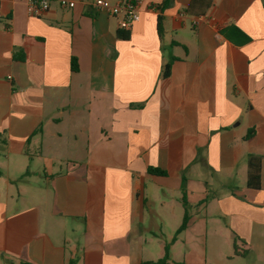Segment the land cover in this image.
Here are the masks:
<instances>
[{"label":"crops","instance_id":"1","mask_svg":"<svg viewBox=\"0 0 264 264\" xmlns=\"http://www.w3.org/2000/svg\"><path fill=\"white\" fill-rule=\"evenodd\" d=\"M73 1L0 0V264H264V0Z\"/></svg>","mask_w":264,"mask_h":264},{"label":"built area","instance_id":"2","mask_svg":"<svg viewBox=\"0 0 264 264\" xmlns=\"http://www.w3.org/2000/svg\"><path fill=\"white\" fill-rule=\"evenodd\" d=\"M56 1L61 9H73L76 2L73 0H24L28 16L39 18L47 13L51 3ZM91 6L110 16L119 18V28L128 31L132 25L139 21V3L136 0H120L111 3L108 0H93Z\"/></svg>","mask_w":264,"mask_h":264},{"label":"trees","instance_id":"3","mask_svg":"<svg viewBox=\"0 0 264 264\" xmlns=\"http://www.w3.org/2000/svg\"><path fill=\"white\" fill-rule=\"evenodd\" d=\"M172 0H164L162 2V4L160 5V10L163 11L165 8H167L169 6V4L171 3ZM263 7H264V3H263ZM234 28V27H233ZM236 31H238L236 28H234ZM157 30L158 33H161V26H160V17L158 16L157 19ZM228 31V29L225 31V33ZM117 36L121 39H127L128 38V33L127 32H121L118 33ZM71 70L72 71H76L77 67H76V63L75 60L73 59L71 61ZM170 73V64H166L163 68V72H162V77L166 78L168 77ZM251 136V133H248L245 136L246 138H249ZM149 173L151 174H155V175H160V176H164V173L156 170V169H149L148 170ZM246 186L248 188L257 190L260 187V160L256 159V158H250L249 162H248V169H247V181H246ZM187 223V216L186 214L183 217L182 223L180 224L179 228L176 231V234L180 233L186 226ZM174 240V238H173ZM233 255L235 256H240L243 257L245 254L244 253H239L237 251V247H234V252ZM170 260V256H169V244H166L164 246V254L163 257H161L160 259L156 260V261H145V262H141L139 264H167ZM67 264H77L76 259H70Z\"/></svg>","mask_w":264,"mask_h":264},{"label":"rangeland","instance_id":"4","mask_svg":"<svg viewBox=\"0 0 264 264\" xmlns=\"http://www.w3.org/2000/svg\"><path fill=\"white\" fill-rule=\"evenodd\" d=\"M161 241H163V237L158 236V237L155 238V240H153V243H154L155 245H157V244L160 243ZM175 256H176L175 258H176L178 261L181 260V257H180V255L178 254V250H177ZM236 261H242V260H236Z\"/></svg>","mask_w":264,"mask_h":264}]
</instances>
